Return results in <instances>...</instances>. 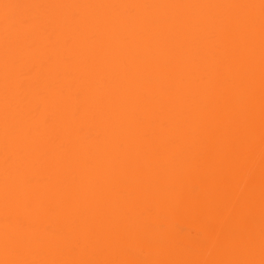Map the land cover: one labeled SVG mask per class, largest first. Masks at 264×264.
<instances>
[{
  "label": "bare ground",
  "instance_id": "6f19581e",
  "mask_svg": "<svg viewBox=\"0 0 264 264\" xmlns=\"http://www.w3.org/2000/svg\"><path fill=\"white\" fill-rule=\"evenodd\" d=\"M0 264H264V0H0Z\"/></svg>",
  "mask_w": 264,
  "mask_h": 264
}]
</instances>
